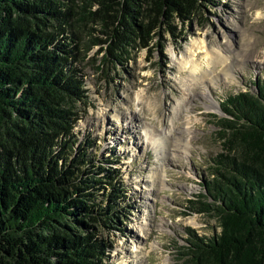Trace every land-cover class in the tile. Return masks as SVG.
<instances>
[{
  "label": "trees",
  "instance_id": "obj_1",
  "mask_svg": "<svg viewBox=\"0 0 264 264\" xmlns=\"http://www.w3.org/2000/svg\"><path fill=\"white\" fill-rule=\"evenodd\" d=\"M207 3L217 1L0 0V264H113L107 236L123 231L131 205L116 153H98L75 130L88 99L82 62L100 46V68L124 66L161 30L180 36ZM220 109L223 151L204 201H190L219 231L187 229L180 254L192 264H264V80Z\"/></svg>",
  "mask_w": 264,
  "mask_h": 264
},
{
  "label": "rangeland",
  "instance_id": "obj_2",
  "mask_svg": "<svg viewBox=\"0 0 264 264\" xmlns=\"http://www.w3.org/2000/svg\"><path fill=\"white\" fill-rule=\"evenodd\" d=\"M215 1L178 26L180 36L161 30L148 49L132 50L124 66L100 68V46L85 54L88 99L75 130L98 153H116L131 205L123 231L107 236L113 264H192L180 254L187 229L219 231L190 201H204L211 159L223 151L221 101L264 80V0ZM214 57L223 62L208 64Z\"/></svg>",
  "mask_w": 264,
  "mask_h": 264
},
{
  "label": "bare ground",
  "instance_id": "obj_3",
  "mask_svg": "<svg viewBox=\"0 0 264 264\" xmlns=\"http://www.w3.org/2000/svg\"><path fill=\"white\" fill-rule=\"evenodd\" d=\"M192 60V59H191ZM223 62V60L222 61H220V58L218 59V58H216V57H214V58H212V59H210V60H207V63L208 64H210V63H212V64H221ZM194 63V62H193ZM192 63V64H193ZM196 66V65H195ZM222 70V72H223V74H225V75H227V67H224L223 69H221ZM209 71V70H208ZM208 71H205V72H203L202 73V75L200 76L201 78L202 77H206L209 73H208ZM210 72V71H209ZM199 78V77H198ZM211 79H209V81H210Z\"/></svg>",
  "mask_w": 264,
  "mask_h": 264
}]
</instances>
